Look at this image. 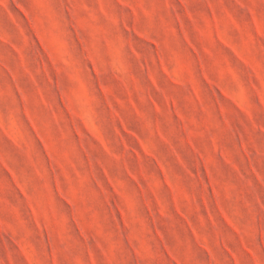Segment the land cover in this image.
<instances>
[{
  "label": "clouds",
  "instance_id": "1",
  "mask_svg": "<svg viewBox=\"0 0 264 264\" xmlns=\"http://www.w3.org/2000/svg\"><path fill=\"white\" fill-rule=\"evenodd\" d=\"M0 264H264V0H0Z\"/></svg>",
  "mask_w": 264,
  "mask_h": 264
},
{
  "label": "rangeland",
  "instance_id": "2",
  "mask_svg": "<svg viewBox=\"0 0 264 264\" xmlns=\"http://www.w3.org/2000/svg\"><path fill=\"white\" fill-rule=\"evenodd\" d=\"M41 47L44 49L45 53L49 55V59L52 60V57H51V54L48 53V48L46 45L43 44V42H41ZM54 63V61H52ZM208 83V86L209 88H212L214 87V84L212 81H207ZM221 95H224L223 91H221ZM65 109L67 111H69V114L73 116V118H75V114L74 113H71V110H70V106L68 104L65 105ZM35 130V129H34ZM166 195V194H165Z\"/></svg>",
  "mask_w": 264,
  "mask_h": 264
}]
</instances>
